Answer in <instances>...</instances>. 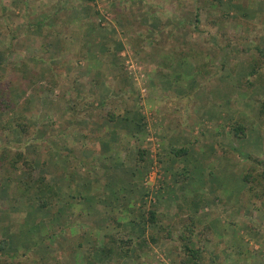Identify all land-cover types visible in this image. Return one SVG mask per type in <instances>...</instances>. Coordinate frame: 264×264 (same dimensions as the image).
Instances as JSON below:
<instances>
[{
	"label": "rangeland",
	"instance_id": "obj_1",
	"mask_svg": "<svg viewBox=\"0 0 264 264\" xmlns=\"http://www.w3.org/2000/svg\"><path fill=\"white\" fill-rule=\"evenodd\" d=\"M258 51L264 0H0V264H264Z\"/></svg>",
	"mask_w": 264,
	"mask_h": 264
},
{
	"label": "trees",
	"instance_id": "obj_2",
	"mask_svg": "<svg viewBox=\"0 0 264 264\" xmlns=\"http://www.w3.org/2000/svg\"><path fill=\"white\" fill-rule=\"evenodd\" d=\"M197 16V15H196ZM196 23L198 22V20H195ZM196 29V28H195ZM258 56L256 57V62L253 63V67L254 68H258L260 71H261V66H264V53H262L261 51H258ZM5 60V54L1 53L0 52V64L3 63V61ZM258 70V71H259ZM256 71H254L255 73ZM26 80L24 81V85H25V88L26 89H31V84L33 82V79L35 78L34 75L32 74V72H30V75L26 76L25 77ZM253 82V80H252ZM252 82H248V84L250 83L252 85ZM264 106V103H262V106L260 108V110L262 111L263 110V107ZM130 110H125L124 111V115L119 117L118 115H115L114 113L112 112H108L107 115H105V120L109 123H113V125H115L116 127H118V125H120L121 127H126V129H128L127 127V124H130V125H133L134 124V127L136 130H139L141 128V125H140V122L136 121L135 118H131V113L132 112H129ZM133 115V113H132ZM136 115V114H135ZM119 121H118V120ZM117 121L120 122V124H117ZM18 127H19V124H17ZM131 127V126H129ZM232 130V134L236 137H243L244 136V128L243 126H241L240 124H236L235 126H233L231 128ZM144 150H138L137 151V156L139 155L138 157V160L140 162H142L143 160V156H144ZM171 154L173 155L174 158H179L181 156H184L187 154V150L185 148H176V149H172L171 150ZM16 162V161H15ZM14 162V163H15ZM259 164H261L262 162H258ZM24 164L31 169V164L28 162V161H24ZM136 166H139V165H136ZM246 177H247V174H246ZM31 179V177H30ZM38 180V181H37ZM37 180H35L34 182V187H36V190L39 192V193H42V192H46V193H49L50 195L52 196H56V192L54 190V186L50 183H47L45 184V186H43V178L40 177L38 178ZM37 182V183H36ZM22 184V183H21ZM25 185V189H28V188H31L30 185H27L25 183H23ZM23 186V185H22ZM113 195L117 198L115 192H113ZM198 199H199V196H197ZM46 205V202L42 201L41 202V207H44ZM149 216H148V219L147 221L149 222V224H156V220H155V212L153 211H150L148 212ZM183 238V237H181ZM151 240L153 241V238L151 237ZM6 247V241H2L0 243V252H2ZM183 250L185 252V258L183 260H181L180 264H201V260H202V251L201 249L199 248H195L194 246L192 247V245L190 244V241H187L184 246H183ZM130 250L126 249V253H124V255H127V253L129 252ZM14 256H12L13 258ZM10 258V259H12Z\"/></svg>",
	"mask_w": 264,
	"mask_h": 264
},
{
	"label": "crops",
	"instance_id": "obj_3",
	"mask_svg": "<svg viewBox=\"0 0 264 264\" xmlns=\"http://www.w3.org/2000/svg\"><path fill=\"white\" fill-rule=\"evenodd\" d=\"M120 126V125H119ZM131 128V127H130ZM131 129H135V128H131ZM112 134H114V132H112ZM117 135V134H116ZM173 160V159H172ZM191 179H192V177H191Z\"/></svg>",
	"mask_w": 264,
	"mask_h": 264
}]
</instances>
